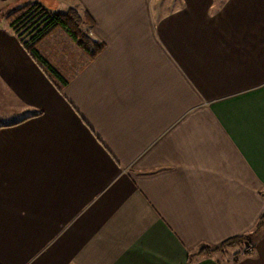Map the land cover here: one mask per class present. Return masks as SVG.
<instances>
[{"label":"crops","instance_id":"1","mask_svg":"<svg viewBox=\"0 0 264 264\" xmlns=\"http://www.w3.org/2000/svg\"><path fill=\"white\" fill-rule=\"evenodd\" d=\"M31 2L104 48L39 44L58 89L0 23V264H264L196 252L264 212V0Z\"/></svg>","mask_w":264,"mask_h":264},{"label":"trees","instance_id":"2","mask_svg":"<svg viewBox=\"0 0 264 264\" xmlns=\"http://www.w3.org/2000/svg\"><path fill=\"white\" fill-rule=\"evenodd\" d=\"M68 8L65 12H53L37 2L14 7L11 12L0 18L7 28L20 41L26 52L53 77L58 89L63 88L67 81L54 70L39 54L38 46L53 31L60 30L84 55L91 61L104 48V44L93 40L89 32L94 26L92 18L84 11ZM264 234V212L259 217L251 233L227 239L219 246H200L202 256H210L221 248H238L234 254L248 255L254 249L255 241ZM205 254V255H203Z\"/></svg>","mask_w":264,"mask_h":264},{"label":"rangeland","instance_id":"3","mask_svg":"<svg viewBox=\"0 0 264 264\" xmlns=\"http://www.w3.org/2000/svg\"><path fill=\"white\" fill-rule=\"evenodd\" d=\"M21 2H22V0H9V1L5 2V3L0 4V18L3 17V16H5L9 12H11L14 7L24 6V5L28 4V3H24V5H22ZM156 2H157V4L164 5L165 8H167L166 6L170 4V0H156ZM75 7L77 9H79L80 11L82 10L81 7H79V5L77 3L70 2L69 3V7H67L66 9H64L62 12H65L66 10H68V8H75ZM169 8H170V6L168 7V9ZM2 22L5 23V21H0V23H2ZM54 33H59V34H62L63 36H65L60 30H55L51 34H54ZM237 250H239V249H237ZM235 251H236V248H221L217 252L213 253L212 255H215L216 258L219 259L220 261L221 260L222 261L223 260L227 261L228 259H232L233 258V256H234L233 254H234ZM196 252H197V254L201 253V248H198ZM203 255H205V254H203ZM239 257H242V254H240Z\"/></svg>","mask_w":264,"mask_h":264}]
</instances>
